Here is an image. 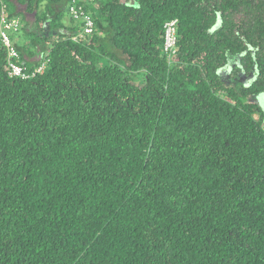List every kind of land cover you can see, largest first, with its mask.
Listing matches in <instances>:
<instances>
[{"label": "trees", "instance_id": "16d2710c", "mask_svg": "<svg viewBox=\"0 0 264 264\" xmlns=\"http://www.w3.org/2000/svg\"><path fill=\"white\" fill-rule=\"evenodd\" d=\"M73 1L0 0V264H264V0Z\"/></svg>", "mask_w": 264, "mask_h": 264}, {"label": "built area", "instance_id": "2783aa9c", "mask_svg": "<svg viewBox=\"0 0 264 264\" xmlns=\"http://www.w3.org/2000/svg\"><path fill=\"white\" fill-rule=\"evenodd\" d=\"M93 0H74L73 5L70 7V14L74 20L81 22L82 30L79 35L73 37V40L79 42L81 39L91 37L94 33V22L91 16L86 13L81 3L92 2ZM4 7L0 16V44L5 49L7 54V67L8 76L10 78H18L26 80L32 78L37 74H42L46 67L45 64H40L31 74L23 67L18 61L20 60L19 54L12 45V34L16 33L19 29V21L16 19L8 20L5 17ZM176 21H170L163 26V53L169 58L176 47Z\"/></svg>", "mask_w": 264, "mask_h": 264}, {"label": "rangeland", "instance_id": "374dc122", "mask_svg": "<svg viewBox=\"0 0 264 264\" xmlns=\"http://www.w3.org/2000/svg\"><path fill=\"white\" fill-rule=\"evenodd\" d=\"M2 7H4V11L6 10L5 9V6H2ZM1 12H2V8H1ZM0 12V13H1ZM78 35H79V33H78ZM80 36V35H79ZM88 38H90V37H88ZM85 39H81L80 41H84ZM42 64H45V62H42L41 63V65ZM231 73V70H229V69H225L223 72H222V74H225V75H229ZM243 81H244V83H246V84H249L251 81H253V77H251V75H250V77H248L247 79H242ZM138 84V83H137ZM259 102H263L264 103V96H262L261 97V99H260V101Z\"/></svg>", "mask_w": 264, "mask_h": 264}]
</instances>
